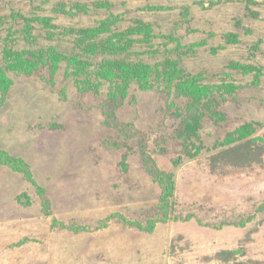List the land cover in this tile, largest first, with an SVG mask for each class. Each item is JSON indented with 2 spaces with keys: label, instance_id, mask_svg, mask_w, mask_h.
<instances>
[{
  "label": "rangeland",
  "instance_id": "374dc122",
  "mask_svg": "<svg viewBox=\"0 0 264 264\" xmlns=\"http://www.w3.org/2000/svg\"><path fill=\"white\" fill-rule=\"evenodd\" d=\"M106 8L150 22L158 36L152 55L134 43L128 59L183 44L178 62L185 73L229 83L228 92L222 85L199 101L192 144L178 135L187 99L173 90L131 83L114 111L142 132L129 140L103 123L108 83L97 93L78 92L66 61L51 81L45 68L27 74L9 66L16 52L47 43L42 23L24 41L13 14L50 19L60 32L98 26ZM261 71L264 0H0V74L10 80L0 87V147L24 159L32 175L0 164V264H264ZM105 138L126 147L108 149ZM141 149L173 174L168 219L152 213L161 189ZM119 217L139 222L124 225Z\"/></svg>",
  "mask_w": 264,
  "mask_h": 264
},
{
  "label": "trees",
  "instance_id": "16d2710c",
  "mask_svg": "<svg viewBox=\"0 0 264 264\" xmlns=\"http://www.w3.org/2000/svg\"><path fill=\"white\" fill-rule=\"evenodd\" d=\"M146 8L161 10L166 7L148 5ZM106 9L109 10V8ZM13 17L14 19H20L19 25L21 27H19L18 32L24 41H28L30 36L34 37L31 33L34 23H42L43 39L47 43L30 51L16 52L9 61V66L13 67L15 71L27 74H30L33 70L39 71L40 67L45 68L51 81L57 70L60 69L61 61H66L67 64H70L69 72L74 78L75 88L78 92L83 93L91 90L97 93L100 88L102 89L104 83L106 85L108 83L106 98L102 97L104 98L102 100L103 104H100L102 105V111L105 113L103 123L121 132L129 140L140 137L142 132L136 130L133 123H124L119 120L114 111L118 103H122L128 97L132 82L136 83L138 89H157L161 93L166 92L169 95L173 90L176 99H187L185 110L181 114V124L177 130L178 135L183 136L185 146L193 143L189 135L194 133L198 126L196 123L202 118L199 101L210 95V92L219 90L222 85L227 88L225 92H228V82L222 85L206 82L204 77L185 73L178 62L180 56L178 53L184 54L178 50L181 49V46L188 47L183 44L172 48H163V55H157V57L153 55V57L150 56L151 58L141 60L128 59L130 48L136 43L140 45L145 43L148 47L145 48L144 52L142 51L143 55L148 56L149 53L152 55L151 42L158 37L153 31L152 24L140 18L127 21L123 15L115 14L109 10L107 15L98 20V26L96 27L63 28L60 32H57L50 28V19H41L38 16L30 17L21 13L13 14L12 19ZM34 41L35 44H39L37 38ZM58 41L62 44L57 43ZM64 41L67 43L66 50L69 48L68 55L65 56H63L65 52V49H63ZM91 58L94 60H91ZM87 74L93 75V80L82 76ZM261 74L264 75V72L261 71ZM9 83L10 80L0 74V87L7 88ZM207 102L203 103V106L210 110V104ZM102 143L108 149L119 150L126 147L125 143L111 138H105ZM144 147L146 148V144H144ZM141 150L147 172L161 189L158 203L154 206L152 213L158 220L168 219L171 206H173V174L170 171L161 169L155 158L149 153H145L144 149ZM187 151L192 154L191 149ZM172 160L174 163H178L177 158H172ZM0 164L11 168L15 172L24 174V177L31 180L32 175L28 163L1 147ZM39 188L45 192L44 188L40 186ZM47 202L46 199L45 203ZM150 220L153 222L154 218ZM118 221L124 225H134L139 222L136 219L120 217Z\"/></svg>",
  "mask_w": 264,
  "mask_h": 264
}]
</instances>
